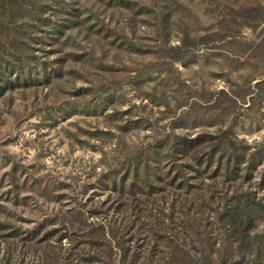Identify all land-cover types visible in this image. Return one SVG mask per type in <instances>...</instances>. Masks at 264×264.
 <instances>
[{
	"label": "rangeland",
	"instance_id": "rangeland-1",
	"mask_svg": "<svg viewBox=\"0 0 264 264\" xmlns=\"http://www.w3.org/2000/svg\"><path fill=\"white\" fill-rule=\"evenodd\" d=\"M30 1L44 19L0 10V75L21 45L33 67L0 95V264H264L215 215L242 187L264 195V0ZM179 116L181 135L232 126L258 153L252 180L162 159L157 187L121 193L124 159ZM150 212L157 237L138 226Z\"/></svg>",
	"mask_w": 264,
	"mask_h": 264
},
{
	"label": "trees",
	"instance_id": "trees-1",
	"mask_svg": "<svg viewBox=\"0 0 264 264\" xmlns=\"http://www.w3.org/2000/svg\"><path fill=\"white\" fill-rule=\"evenodd\" d=\"M6 8L11 14L12 20H14L13 24L18 22V17L22 19L28 15L37 16L40 20L44 19L43 13L41 15V11L30 0H0V10L3 12ZM23 11H27L28 13H23ZM18 31V27H14L13 33ZM11 57L15 61L8 62L9 66H6L0 75V95L6 92L8 88L15 86L20 81H27L32 76L33 67L29 68L27 66L30 64L23 62V59L29 58V53L24 45L15 49ZM0 64H2L1 61ZM43 71L44 78L47 82H50L52 75L48 71V67H45ZM263 83L264 80L259 81L257 86L260 87ZM222 92L226 93L225 90H222ZM234 96L236 97L237 95ZM233 100H237V98H233ZM213 104L215 103L213 102ZM215 105L214 107L217 108L219 104ZM179 120L180 116L173 119L164 141H156L152 146L142 147L139 152L124 159V175L120 178H117L115 175L112 177L114 186L116 188L120 186L121 193H124L126 190L129 198L135 199L138 193L145 195L147 189L157 187L158 185L156 184L164 179L159 177L152 167L162 159L171 164L170 171L176 170L178 172L181 167L183 170L184 164L179 165L178 160H184L187 163L185 165L197 168V171L200 173L203 167H210L216 161L217 170L221 171L226 179L236 180L241 172L246 171L248 173L246 178L252 180V171L259 162V160L255 161L258 153L255 152L256 150L250 151L251 147L248 145L239 146L237 138H232V126L225 125L224 119H221L220 123H218L220 126L216 132L211 134L209 131L204 130L195 135L177 134L176 128L184 126L180 125L184 123H177ZM260 159L262 160V158ZM177 176H179L178 173L174 174L169 182L173 184L177 180ZM260 181L264 185V173L261 175ZM245 189L244 191L242 187L240 191H233L229 203L221 206L215 215L220 221H225L230 226L229 232L233 235L234 240L238 242L235 246L238 253L241 254L248 248L251 251L256 249L258 252L257 257L261 258L264 255V234L251 235L249 229L256 217L264 215V195H259L255 190L248 187H245ZM140 208L142 210V207ZM151 214V212L146 214L144 219L140 218L139 221L141 222L138 226L149 228L148 231H152L156 236L164 231L161 228V223H166L160 217L157 222L153 221ZM181 224L186 229V221L182 220ZM99 227L102 229L101 240L103 239L106 243H109V249L112 250L113 248L110 247L112 244H110L107 236H118L117 234L120 233L119 228L116 227L115 223L109 225L110 231L106 230L104 225H100ZM122 248L126 253L127 249ZM231 255L234 256V253Z\"/></svg>",
	"mask_w": 264,
	"mask_h": 264
}]
</instances>
